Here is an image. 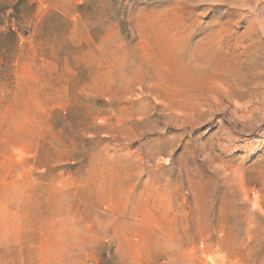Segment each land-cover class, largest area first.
I'll return each mask as SVG.
<instances>
[{"label":"rangeland","instance_id":"obj_1","mask_svg":"<svg viewBox=\"0 0 264 264\" xmlns=\"http://www.w3.org/2000/svg\"><path fill=\"white\" fill-rule=\"evenodd\" d=\"M0 264H264V0H0Z\"/></svg>","mask_w":264,"mask_h":264}]
</instances>
